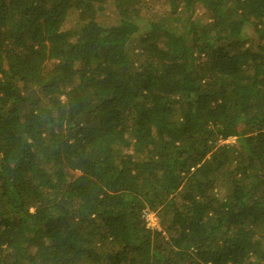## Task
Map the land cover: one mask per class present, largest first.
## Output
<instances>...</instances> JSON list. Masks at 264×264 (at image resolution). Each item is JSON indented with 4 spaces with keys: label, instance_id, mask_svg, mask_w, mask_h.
Here are the masks:
<instances>
[{
    "label": "trees",
    "instance_id": "trees-1",
    "mask_svg": "<svg viewBox=\"0 0 264 264\" xmlns=\"http://www.w3.org/2000/svg\"><path fill=\"white\" fill-rule=\"evenodd\" d=\"M0 264H264V0H0Z\"/></svg>",
    "mask_w": 264,
    "mask_h": 264
},
{
    "label": "rangeland",
    "instance_id": "rangeland-1",
    "mask_svg": "<svg viewBox=\"0 0 264 264\" xmlns=\"http://www.w3.org/2000/svg\"><path fill=\"white\" fill-rule=\"evenodd\" d=\"M202 10L203 9L201 7L197 6L196 11H197L198 14L201 13ZM108 13L110 14L109 11H106L105 15H108ZM223 142L233 143L234 142V137H230L229 139L224 140ZM145 217H146V221H147V225L148 226L160 229L161 225H160L159 218L156 216V214L153 211L146 210L145 211Z\"/></svg>",
    "mask_w": 264,
    "mask_h": 264
}]
</instances>
